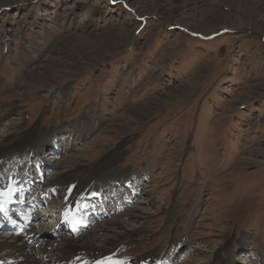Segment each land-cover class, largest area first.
<instances>
[{"label":"rangeland","instance_id":"rangeland-1","mask_svg":"<svg viewBox=\"0 0 264 264\" xmlns=\"http://www.w3.org/2000/svg\"><path fill=\"white\" fill-rule=\"evenodd\" d=\"M30 131L43 151L3 170L42 173L55 207L73 168L102 188L106 216L78 238L108 251L138 231L116 258L264 264V0H0V143Z\"/></svg>","mask_w":264,"mask_h":264},{"label":"bare ground","instance_id":"bare-ground-1","mask_svg":"<svg viewBox=\"0 0 264 264\" xmlns=\"http://www.w3.org/2000/svg\"><path fill=\"white\" fill-rule=\"evenodd\" d=\"M221 2L226 0H220ZM209 7L214 11L217 8V3L212 2L209 4ZM241 24V23H239ZM242 25V24H241ZM235 26V25H233ZM232 27V26H231ZM238 27V26H237ZM242 27V26H239ZM61 54V53H59ZM55 61H62L61 59H54ZM41 66L40 68H43ZM40 68L36 70L25 71V80L22 85L24 89V96H29L28 88L30 87H39L41 86V81H43L44 77H47L48 72H38ZM38 73V74H37ZM27 140L17 144V146H7L13 140L3 141L0 144V157L5 156L6 154H10L14 151L21 150H29L32 149L36 153H41L43 151L44 145L46 143V136H38L33 135V132L30 131L25 134ZM7 146V147H6ZM6 147V148H5ZM44 164V165H43ZM50 163L46 160H43L41 169L48 170V165ZM110 164H106L102 166V169L96 170V172H104L103 168L107 167ZM81 168L72 169V173L68 176H60L57 178V181L52 185L55 186L60 182H63L65 185H68V194L66 196L65 205L71 210V215L68 216L69 219H73L78 214V209H80V205L82 203H78V199H86L85 196H89V193H92L93 190L88 189L86 186L79 185L77 183V178ZM14 179H7L4 174L3 164L0 163V191L6 193L7 184L9 181L12 183L10 187L12 191L18 189L19 187L14 188ZM61 180V181H60ZM60 181V182H59ZM92 187V186H91ZM95 191L101 193L102 188H96ZM54 189V187L52 188ZM93 192L91 195H93ZM98 193V194H100ZM90 195V196H91ZM104 200V198L102 199ZM82 208H85L84 204H82ZM82 221V220H81ZM46 227L47 225H43ZM138 231L135 232H125L120 235V239L118 241H110V250H102L97 248L93 241L97 239V237L93 236H84L82 238H73L69 237L63 239L57 243V247L54 248L50 245V241H45L39 243L37 246H30L28 244V239L25 236L17 237V236H7L3 237L0 233V264H167L168 259H166L162 255H154L147 256L143 259H129V257L124 258H116L115 252L120 245L124 242L134 241L139 238L140 234ZM11 234V233H9ZM29 236H36V231L34 228L29 230ZM8 237V238H7ZM28 237V236H27ZM55 244V243H54ZM35 248H38V252L34 251ZM227 258V254H226ZM227 261V259H226Z\"/></svg>","mask_w":264,"mask_h":264}]
</instances>
